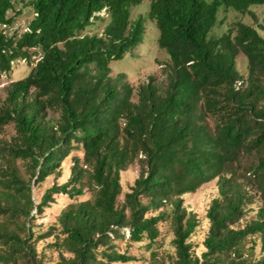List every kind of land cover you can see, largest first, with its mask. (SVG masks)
Instances as JSON below:
<instances>
[{
	"label": "trees",
	"instance_id": "1",
	"mask_svg": "<svg viewBox=\"0 0 264 264\" xmlns=\"http://www.w3.org/2000/svg\"><path fill=\"white\" fill-rule=\"evenodd\" d=\"M141 1L28 0L32 18L20 30L14 1L0 0V75L17 60L30 65L0 103V134L14 128L0 140V264H43L35 244L56 235L57 264L134 262L117 241L143 244L153 264H264V18L215 31L221 10L257 22L250 8L264 0H149L146 18L169 59L164 89L152 76L135 88L124 73L111 75V61L142 41L146 18L130 11ZM101 11L102 33L83 34ZM69 156L67 180L34 202L16 161L37 184L58 176ZM133 163L138 176L119 204L120 172ZM211 181L217 196L197 254L199 222L183 196ZM84 189L90 198L63 209L58 227L34 234L31 220L54 194ZM160 222L169 224L173 254L155 251Z\"/></svg>",
	"mask_w": 264,
	"mask_h": 264
},
{
	"label": "rangeland",
	"instance_id": "2",
	"mask_svg": "<svg viewBox=\"0 0 264 264\" xmlns=\"http://www.w3.org/2000/svg\"><path fill=\"white\" fill-rule=\"evenodd\" d=\"M14 9L19 10L20 13L15 16V22L13 28L20 30L26 27L27 22L32 18L31 10L24 3L28 0H13ZM150 6L149 0H142L137 4L130 6L131 18H136L141 15L146 18ZM250 10L255 14L257 22H254L253 18L246 15H241L237 12L228 10H221L218 14V19L222 20V24L215 28L216 33L221 34L233 28L236 21H242L248 25L256 26V23H261L264 18V5L252 6ZM14 11H10L9 15H12ZM103 20L94 21L92 25L88 26L83 34H101L104 26L108 22V16L105 11L99 13ZM148 17V16H147ZM264 35V32H261ZM159 31L154 21L146 18L145 29L142 37V41L137 45L131 53H127L123 58L118 60H112L110 63L111 75L117 73H124L126 80L137 87L140 83L147 80L148 76H152L155 83L159 85L161 89H164L168 81V55L166 51L160 48L157 44ZM237 69L242 73H247L246 59L242 54L236 57ZM30 70V65L24 60H17L12 64V70L9 74L0 75V103L6 95V89L9 84L15 80L23 78ZM136 100V98H134ZM209 124L212 126L213 122L210 119ZM14 135V128L12 124L3 127L0 134L1 141H7ZM78 156H82L80 151L74 152ZM70 156L66 158L60 168L58 176L51 175L42 182L34 183L33 178H30L29 170L26 163L22 161H16V165L20 170L21 175L25 180L31 182V196L34 202H39L43 193L53 183L61 184L65 182L69 176L71 166ZM139 164L133 163L126 170L120 172V183L122 186V194L118 198V203L123 202V195L129 191V187L133 184L134 179L138 176ZM217 196V186L215 181H211L199 187L194 193H187L183 196L184 206L188 211L194 213L198 219L199 225L196 227L195 232L191 236V243L193 249L197 254H200L204 250L201 242L204 238L208 221L205 217L206 209L210 201ZM54 201L49 207L45 208L41 215H37L31 220V226L34 234L43 233L47 231L51 226L58 227V217L63 209L70 204H74L78 201H82L90 198V193L84 189V194L70 198L65 194L57 193L53 195ZM160 234L155 244V251L159 256H165L167 254H173L174 249L171 245V239L173 237L167 222H160L158 224ZM56 241H61V236H51L43 240L36 242L35 247L42 258L43 264H57L59 258V251L57 246H54ZM118 247L121 251L126 250L129 254L134 255L136 260L128 264H153L151 259V251L141 243H126L125 241H117ZM259 246L256 248V255H258ZM68 256V254H65Z\"/></svg>",
	"mask_w": 264,
	"mask_h": 264
}]
</instances>
